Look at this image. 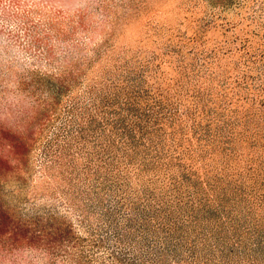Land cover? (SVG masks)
<instances>
[{"label":"rangeland","instance_id":"rangeland-1","mask_svg":"<svg viewBox=\"0 0 264 264\" xmlns=\"http://www.w3.org/2000/svg\"><path fill=\"white\" fill-rule=\"evenodd\" d=\"M0 264H264V0H0Z\"/></svg>","mask_w":264,"mask_h":264}]
</instances>
